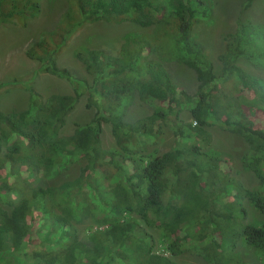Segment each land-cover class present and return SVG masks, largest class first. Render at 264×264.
Here are the masks:
<instances>
[{
  "label": "trees",
  "instance_id": "16d2710c",
  "mask_svg": "<svg viewBox=\"0 0 264 264\" xmlns=\"http://www.w3.org/2000/svg\"><path fill=\"white\" fill-rule=\"evenodd\" d=\"M40 2L0 0V22L26 24ZM155 3L69 0L55 28L26 49L38 70L68 80L73 94L43 102L29 88L27 108L0 110V264H180L190 246L204 264H246L236 252L240 242L264 253V220L249 223L244 205L264 215V106L253 96L264 98V81L235 65L264 59V24L222 33L215 65L195 34L210 16L209 0H166L159 14ZM90 20L150 22L156 35L126 36L115 54L79 49L88 83L59 67L56 56ZM170 62L193 73L191 93ZM82 95L91 118L59 135ZM136 102L150 111L129 119ZM103 123L114 148L101 146ZM210 126L243 140L249 153L242 166L256 187L231 176L221 153L206 149ZM165 128L171 147L143 152ZM79 160L85 164L76 178L47 183ZM88 216L93 225L80 237L74 225Z\"/></svg>",
  "mask_w": 264,
  "mask_h": 264
},
{
  "label": "rangeland",
  "instance_id": "374dc122",
  "mask_svg": "<svg viewBox=\"0 0 264 264\" xmlns=\"http://www.w3.org/2000/svg\"><path fill=\"white\" fill-rule=\"evenodd\" d=\"M155 13L159 14L161 4L166 0H153ZM211 5L210 16L207 20L195 27L198 41L212 59L219 65L216 55L221 48V34L237 29L242 23L252 25L264 24V0H209ZM69 6V0H41L40 12L26 24L18 25L10 20L0 22V110L3 112L22 111L28 107L30 100L29 88H32L42 101L51 95H72L71 84L65 78L50 72L38 70L37 61L30 59L25 54L26 49L39 39L44 32H49L58 24L61 14ZM157 25L148 23L141 26L135 22L124 20L121 22H106L103 20H90L79 27L74 34L66 40L59 49L56 62L59 67H67L78 78L91 82V75L84 64L76 57V52L81 48H100L113 54L117 53L120 44L126 36L156 35ZM161 33V32H159ZM245 72L260 77L264 81V59L242 58L235 63ZM169 69L188 93L195 88L193 73L175 62L167 64ZM224 68V66H223ZM6 83V84H5ZM254 99L264 106V98L258 93L253 94ZM261 97L263 100H261ZM86 96L82 95L72 109L65 116L64 125L59 135L71 134L77 125L87 122L93 109L87 108ZM150 111L146 103L136 102L128 110V118H136ZM188 115L185 112V116ZM186 118V117H185ZM210 143L206 149L221 153L222 158L230 165V174L238 178L244 185L254 188L258 185L252 172L242 166V159L249 151L243 140L229 132L225 127L210 126L208 128ZM173 141L169 128L163 129L161 138L156 143H151L143 152L156 151L158 154L169 149ZM203 145V144H202ZM101 146L104 149L114 148L115 142L108 124H102ZM84 160L71 163L67 170L57 177L47 180L49 185H56L63 180H73L79 174V169L84 165ZM81 200V194L78 201ZM247 209V221L256 223L264 220L248 202L244 203ZM91 217H84L80 223L75 224L80 237H84L92 224ZM93 225V224H92ZM37 225L34 226L36 228ZM95 226V225H94ZM38 227V226H37ZM102 227V226H101ZM42 233V232H41ZM38 234V233H37ZM190 249L177 257L180 264H204L198 253ZM236 252L246 264H264V253H259L252 247L238 243Z\"/></svg>",
  "mask_w": 264,
  "mask_h": 264
}]
</instances>
